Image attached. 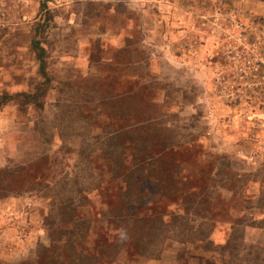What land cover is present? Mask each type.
Wrapping results in <instances>:
<instances>
[{
	"label": "rangeland",
	"instance_id": "obj_1",
	"mask_svg": "<svg viewBox=\"0 0 264 264\" xmlns=\"http://www.w3.org/2000/svg\"><path fill=\"white\" fill-rule=\"evenodd\" d=\"M4 96L0 264H264V0H0Z\"/></svg>",
	"mask_w": 264,
	"mask_h": 264
},
{
	"label": "trees",
	"instance_id": "obj_2",
	"mask_svg": "<svg viewBox=\"0 0 264 264\" xmlns=\"http://www.w3.org/2000/svg\"><path fill=\"white\" fill-rule=\"evenodd\" d=\"M44 8H46V4L44 3V4H42V9H44ZM34 44V48H36V50L38 51V53H37V55H38V59L40 60V63H41V73L45 76L46 75V62H45V53H44V49H42L41 47H39V44L36 42V43H33ZM10 101V97H8V96H4V97H2L1 99H0V108L4 105V104H6V103H8ZM110 156L112 157V159H113V163H112V167H114L116 164L117 165H120L121 164V162L123 161L122 159H121V154L120 153H118V151L116 150V151H114V152H112L111 154H110ZM111 167V168H112ZM134 170V169H133ZM128 181V183H127V187H128V190H130L131 189V186L134 184V182H133V184L131 183L132 182V179H130L129 178V180H127ZM127 190V191H128ZM126 191V192H127ZM120 244V243H119ZM119 244H116V246L115 247H117V249L116 250H114L115 251V253H118V251H119V249H118V247H119ZM142 247L145 249V247H144V245H142ZM139 251H141L142 252V250H141V248L139 247V244H138V242H137V252L139 253ZM109 256H115L114 255V253H107ZM112 257V258H113Z\"/></svg>",
	"mask_w": 264,
	"mask_h": 264
},
{
	"label": "clouds",
	"instance_id": "obj_3",
	"mask_svg": "<svg viewBox=\"0 0 264 264\" xmlns=\"http://www.w3.org/2000/svg\"><path fill=\"white\" fill-rule=\"evenodd\" d=\"M120 238L121 239H125L126 238V233L123 230H121V232H120Z\"/></svg>",
	"mask_w": 264,
	"mask_h": 264
}]
</instances>
